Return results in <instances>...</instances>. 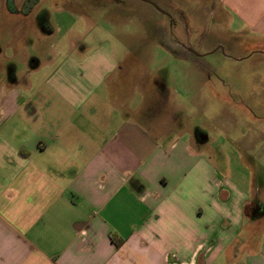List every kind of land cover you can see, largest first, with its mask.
Returning <instances> with one entry per match:
<instances>
[{"label":"crops","instance_id":"0c3cea01","mask_svg":"<svg viewBox=\"0 0 264 264\" xmlns=\"http://www.w3.org/2000/svg\"><path fill=\"white\" fill-rule=\"evenodd\" d=\"M74 1L0 0V264H264V163L248 156L264 134L233 136L235 163L220 164L187 120L159 127L148 91L143 118L124 114L110 89L135 54L106 46L100 22L141 3ZM153 1L166 27L217 13L264 49V0ZM52 10L72 13L61 56L60 25L37 19Z\"/></svg>","mask_w":264,"mask_h":264},{"label":"rangeland","instance_id":"374dc122","mask_svg":"<svg viewBox=\"0 0 264 264\" xmlns=\"http://www.w3.org/2000/svg\"><path fill=\"white\" fill-rule=\"evenodd\" d=\"M39 1L44 7L50 5L49 0ZM83 1L74 2L79 6L78 3ZM122 1L141 3V8L110 12L107 21L100 22L106 46L118 51L133 50L135 54L116 59L132 73L125 78L120 91L110 89L111 97L115 96L117 103H128L124 114L132 111L131 115L143 118L145 108L140 107L144 103L143 93L148 91L146 100L153 103L150 116L163 118L158 122L159 127L179 131L187 120L189 126L210 136L205 147L219 145L221 156L216 154L212 160L221 164L225 162L223 157H228L234 164L235 155L228 144L232 137L245 133L252 139L259 133L264 134V49L249 48L256 39L249 34L230 32L229 28H239V23L234 21L228 25L226 19L217 13L204 23L194 17L179 20L181 25L172 21V33L200 54L195 56L177 46L174 39L169 41L170 32H166L164 24L168 21L166 16L153 10L146 2ZM155 4L168 12L169 7L162 5L161 1ZM41 13L38 20L49 19L60 25L51 40L57 42L53 50L61 56L59 50L63 52L69 46L66 30L61 25L72 21V13L52 10L49 18L43 11ZM180 13L176 10L177 16ZM217 42L221 43L222 50L213 49ZM95 43L91 41L88 45L94 46ZM72 44L79 45L80 42ZM155 79L162 81L161 90H157ZM130 82L138 86L137 90L125 95ZM177 102L182 105L181 111L177 110ZM138 106L139 111L133 110ZM184 113L191 117V122H188L189 118L184 119ZM258 145L259 142L256 149ZM249 153L252 162L264 163V155Z\"/></svg>","mask_w":264,"mask_h":264},{"label":"flooded vegetation","instance_id":"af4514ba","mask_svg":"<svg viewBox=\"0 0 264 264\" xmlns=\"http://www.w3.org/2000/svg\"><path fill=\"white\" fill-rule=\"evenodd\" d=\"M9 2H10V1H9ZM27 4H28V3H27ZM27 4H25V5L23 6L24 8H23L22 10L25 9V7L27 6ZM39 22H42V20H40ZM172 26H173V24L170 23V24L168 25V27L166 28V32H168V33L170 32L169 41H171L172 39H174V42L177 44V46H180V47H182L186 52L195 55L194 53H192L191 51H189V50L186 48V46H187V47H191V46L189 45V43H187V42H182V41L179 39V37H176V36L172 33V30H173V27H172ZM163 36H164V34H163ZM213 49H215V50H216V49H220V50H222L221 43L217 42L216 46H214ZM195 56H199V55H195ZM154 84H155L157 90H158V89L161 90V88H162V86H163V83H162V81H161L160 79H155V80H154ZM193 130H194L195 135H196L199 139L203 136V132H201V130L196 129L195 127H193Z\"/></svg>","mask_w":264,"mask_h":264},{"label":"water","instance_id":"95a60500","mask_svg":"<svg viewBox=\"0 0 264 264\" xmlns=\"http://www.w3.org/2000/svg\"><path fill=\"white\" fill-rule=\"evenodd\" d=\"M8 1H10V0H8ZM142 1H145V2H147V3H149V4H151L156 10H158V11H160V12H163V13H166V14H167V12L164 11V10H161V9L155 4V2H154L153 0H142ZM186 48H187L189 51H191L192 53H194L195 55H200V54L197 53L192 47H187V46H186Z\"/></svg>","mask_w":264,"mask_h":264}]
</instances>
